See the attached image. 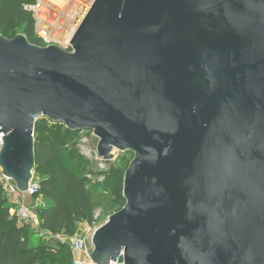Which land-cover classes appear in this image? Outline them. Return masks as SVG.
Wrapping results in <instances>:
<instances>
[{"label":"water","instance_id":"1","mask_svg":"<svg viewBox=\"0 0 264 264\" xmlns=\"http://www.w3.org/2000/svg\"><path fill=\"white\" fill-rule=\"evenodd\" d=\"M72 51L0 35V172L39 119L131 152L95 264H264V0H95Z\"/></svg>","mask_w":264,"mask_h":264},{"label":"trees","instance_id":"2","mask_svg":"<svg viewBox=\"0 0 264 264\" xmlns=\"http://www.w3.org/2000/svg\"><path fill=\"white\" fill-rule=\"evenodd\" d=\"M30 2L33 0H0L1 36L13 39L21 34L31 44H38L32 15L24 10ZM81 132L68 131L63 125L46 119L36 122L33 176L38 179L39 193L35 197H42L45 204L35 209L38 229L62 239L45 241L31 226L19 224L16 216L10 213L11 206L0 186V264H47L50 259L52 264H72L70 240L78 224L91 223L96 210L104 205L103 202L108 203L111 195L113 200L109 205L115 206L114 201L125 203L122 200L123 178L129 164L123 171L117 169L112 176L105 174L104 183L88 186L76 151L67 150ZM110 179L115 181V187L108 193Z\"/></svg>","mask_w":264,"mask_h":264},{"label":"built area","instance_id":"3","mask_svg":"<svg viewBox=\"0 0 264 264\" xmlns=\"http://www.w3.org/2000/svg\"><path fill=\"white\" fill-rule=\"evenodd\" d=\"M65 1V4L58 6L51 0H33V2L27 3L24 6V10L29 12L33 18V33L38 41V44L34 45L43 48L56 46L68 52H73L70 41L95 0ZM2 137L3 134L0 131V149L3 144ZM0 186L11 206L10 213L16 216L19 224L31 226L36 230L38 236L45 241L62 239V237H54L38 229L39 222L35 209L43 208L45 204L42 200L38 199L39 197H35L39 193V184L34 176H32V180L29 182L25 193H20L15 183L11 179L4 177L1 172ZM23 195L30 197L32 202L35 201V205L33 203L30 205L24 204L20 199V196ZM70 250L73 256L72 264H95L90 259L92 252L90 240L75 236L70 240ZM77 255H80L82 260H77ZM111 264H122V261L120 260Z\"/></svg>","mask_w":264,"mask_h":264},{"label":"rangeland","instance_id":"4","mask_svg":"<svg viewBox=\"0 0 264 264\" xmlns=\"http://www.w3.org/2000/svg\"><path fill=\"white\" fill-rule=\"evenodd\" d=\"M17 32L19 34L21 31L18 30ZM61 128L63 127L61 126ZM71 142V146H69L67 150H72V152L76 151L75 155L78 156L80 162H82L83 175L87 178L88 186L95 182L104 183L105 174L112 176L117 169H122L123 171L126 164H130L133 160V154L131 152L112 150L111 160L108 163L103 162L97 156V138L91 131H82L79 137H76ZM35 180L38 182L37 178H35ZM114 184L115 181L110 179L107 184V186H109L108 193L113 192L115 187ZM107 197L109 198V196ZM38 199L43 200L42 197H39ZM112 200L113 195L110 196L108 203L107 201L103 202L104 205L96 210L91 223L81 222L78 224L77 232L73 237L78 236L91 241L94 231L105 224L111 215L120 211L125 205V203L123 204V201L122 203L120 201H114V203H116L115 206H111L109 205V202ZM122 200L125 202L123 195ZM31 203L35 205V201ZM52 263L53 260L50 259L47 264Z\"/></svg>","mask_w":264,"mask_h":264},{"label":"crops","instance_id":"5","mask_svg":"<svg viewBox=\"0 0 264 264\" xmlns=\"http://www.w3.org/2000/svg\"><path fill=\"white\" fill-rule=\"evenodd\" d=\"M20 199L26 205H30L32 202V199L26 195L20 196ZM77 260H82L80 255H77Z\"/></svg>","mask_w":264,"mask_h":264},{"label":"bare ground","instance_id":"6","mask_svg":"<svg viewBox=\"0 0 264 264\" xmlns=\"http://www.w3.org/2000/svg\"><path fill=\"white\" fill-rule=\"evenodd\" d=\"M54 4L61 6L63 4H65V0H51Z\"/></svg>","mask_w":264,"mask_h":264}]
</instances>
